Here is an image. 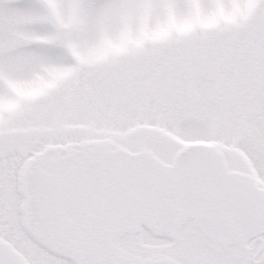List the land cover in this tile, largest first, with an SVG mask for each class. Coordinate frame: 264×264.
Masks as SVG:
<instances>
[{"label": "snow or ice", "instance_id": "snow-or-ice-1", "mask_svg": "<svg viewBox=\"0 0 264 264\" xmlns=\"http://www.w3.org/2000/svg\"><path fill=\"white\" fill-rule=\"evenodd\" d=\"M0 264H264V0H0Z\"/></svg>", "mask_w": 264, "mask_h": 264}]
</instances>
